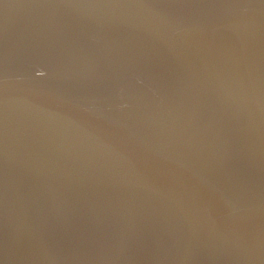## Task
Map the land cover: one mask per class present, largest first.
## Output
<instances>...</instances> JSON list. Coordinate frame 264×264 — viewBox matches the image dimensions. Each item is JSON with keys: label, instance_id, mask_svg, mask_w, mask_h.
I'll return each instance as SVG.
<instances>
[{"label": "water", "instance_id": "95a60500", "mask_svg": "<svg viewBox=\"0 0 264 264\" xmlns=\"http://www.w3.org/2000/svg\"><path fill=\"white\" fill-rule=\"evenodd\" d=\"M0 264H264V0H0Z\"/></svg>", "mask_w": 264, "mask_h": 264}]
</instances>
